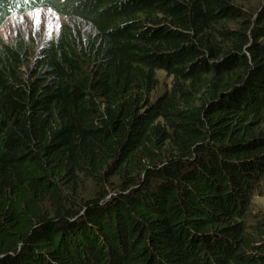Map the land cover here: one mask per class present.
<instances>
[{"label": "trees", "instance_id": "obj_1", "mask_svg": "<svg viewBox=\"0 0 264 264\" xmlns=\"http://www.w3.org/2000/svg\"><path fill=\"white\" fill-rule=\"evenodd\" d=\"M45 7L0 47V264H264V0Z\"/></svg>", "mask_w": 264, "mask_h": 264}, {"label": "rangeland", "instance_id": "obj_2", "mask_svg": "<svg viewBox=\"0 0 264 264\" xmlns=\"http://www.w3.org/2000/svg\"><path fill=\"white\" fill-rule=\"evenodd\" d=\"M16 1H0V5L4 6L9 14L0 27V47L3 44H13L19 39L26 40L39 49L46 41L57 37L63 23L67 21L66 16L51 8H36L42 0H26L24 7L21 0ZM17 4L20 5V10L17 9ZM158 77L162 81V90L170 83V79L163 72H159ZM251 200L254 214H264V181H261Z\"/></svg>", "mask_w": 264, "mask_h": 264}, {"label": "bare ground", "instance_id": "obj_3", "mask_svg": "<svg viewBox=\"0 0 264 264\" xmlns=\"http://www.w3.org/2000/svg\"><path fill=\"white\" fill-rule=\"evenodd\" d=\"M6 0H4V2H5ZM22 2H25L24 0H22ZM22 2H21V5H22V7H24L26 4H22ZM13 9V8H12Z\"/></svg>", "mask_w": 264, "mask_h": 264}, {"label": "clouds", "instance_id": "obj_4", "mask_svg": "<svg viewBox=\"0 0 264 264\" xmlns=\"http://www.w3.org/2000/svg\"><path fill=\"white\" fill-rule=\"evenodd\" d=\"M18 10H20V9H18Z\"/></svg>", "mask_w": 264, "mask_h": 264}]
</instances>
